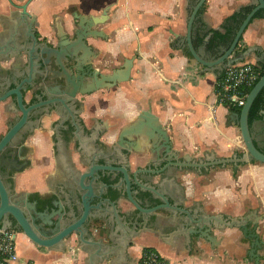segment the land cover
<instances>
[{
    "label": "crops",
    "instance_id": "0c3cea01",
    "mask_svg": "<svg viewBox=\"0 0 264 264\" xmlns=\"http://www.w3.org/2000/svg\"><path fill=\"white\" fill-rule=\"evenodd\" d=\"M255 1L206 0L193 24L194 48L201 45L197 44V37L208 33L210 41L211 30L223 33V22L242 8L253 7ZM196 2L35 0L28 12L36 17L39 33L49 37L55 19L70 29L72 13L85 18L99 17L109 8L106 21L95 28L102 31L104 38L87 40L95 54L91 57L92 65L98 73L105 75L119 69L125 60L133 59L131 75L125 83L86 96L83 118L93 117L124 129L133 124L141 112L149 110L157 117L172 151L178 153L179 158L184 155L192 159L231 158L245 153V147L236 118L229 119L233 113L217 101V72L206 71L184 53L187 20ZM14 12L16 10L5 0H0L1 16L10 18ZM208 45L207 50L213 51L214 47ZM222 46L221 51L226 47ZM238 47L251 51L244 62H257L264 53V19L251 20ZM13 63L19 61L1 62L0 68L9 70ZM18 65L20 68V63ZM10 103L11 99L0 103V138L7 132V123L19 116L16 111L7 113L5 108ZM249 129L254 144L264 152V110ZM44 137L35 134L23 144L31 148L30 166L15 174L14 194L52 193L47 187L48 180L52 176L56 181L60 180L61 176L53 167L49 142ZM135 142V153L130 160L133 171L144 165L151 150L145 138ZM166 178H173L181 186L185 210L191 209L193 203H200L205 215L241 217L255 212L257 218L252 217L251 221H257L255 233L264 243V164L251 162L237 169L233 165L215 166L200 174L192 170L173 171ZM160 181L156 176L149 185L155 187ZM113 190L106 189V197L113 203L116 201L119 215L115 218L112 208L105 203L103 212H99L104 221L89 224L87 244L77 246L73 238L67 242L64 253L47 251L16 231L14 242L18 260L13 264H140L145 249L155 250L168 264H252L247 256L251 241L245 239L240 230L213 231L216 244L197 240L195 246L201 256L189 257L183 238H176L171 243L166 238L183 217L180 211L162 209L142 214L126 201L111 199ZM257 254L260 264H264V244Z\"/></svg>",
    "mask_w": 264,
    "mask_h": 264
},
{
    "label": "water",
    "instance_id": "95a60500",
    "mask_svg": "<svg viewBox=\"0 0 264 264\" xmlns=\"http://www.w3.org/2000/svg\"><path fill=\"white\" fill-rule=\"evenodd\" d=\"M205 1L197 0L189 13L186 35L183 40L184 47L188 49L194 61L203 69L217 72L218 78L224 69L243 63L250 56L251 51L249 49L238 53L236 48L254 14L259 10L264 11V0L255 1L250 12L246 14L238 26L231 43L222 51L223 46L221 44H215L213 51L207 50L209 35L204 38L198 48L195 49L193 46V24ZM8 2L16 12L11 13L10 18L0 15V25L3 28V32H0V63L10 59L15 60V62H20V59H22L25 60V63L24 68L22 67L23 71L20 72L17 69L19 63H13L9 70L0 68V103L11 99V103L5 108L7 113L15 112V109L22 113L21 118L15 124H11L7 133L0 139V232H20L37 247L60 253L65 252L67 242L73 238L77 246L87 244L85 240L89 237V224L94 221H104L99 212H103L105 203L112 208V214L115 218L119 215L116 201L113 203L108 197H105L107 195L106 189L112 188L118 194L124 195L126 202L139 213L148 215L162 209L180 211L183 217L177 222L175 221L176 224L166 238L169 243L176 238H183L185 249L189 250V257L196 256L200 258L201 256V251L195 246L197 240H205L210 245H215L216 239L213 236V231L238 229L245 239L251 241L250 249L247 251L249 261L252 264H260L257 251L262 249L264 243L260 241L255 233L257 221H251L252 217L257 218L255 212L241 217H225L221 214L205 215L201 210L200 203H193L191 209L185 210L182 206L183 190L181 186L175 183L173 178L161 179L157 186L149 185L150 187L144 190L135 175L131 178L132 182L122 171L124 191H121L119 186H104L105 189L101 188L96 192L93 188L95 182L106 171L116 172L118 168L99 167L98 170H95L91 167L79 176L68 165L67 157H61L59 159L64 162L62 173L55 169V172L61 176L60 180L56 181L55 177L52 176L47 182V187L52 189V193L43 195L38 193L14 194L15 174L23 172L22 170L26 168L28 161L30 162V152L26 156L21 155L25 147L20 134L22 128L28 124L29 113L34 109V107L26 108L23 103V93L33 85L34 61L38 60V65L45 67L52 63L60 72V70H64L62 64L64 60L69 64L71 70L76 73V75H72L65 80V95L67 98L61 100L64 103L66 101L73 102L76 100V95H91L98 90L113 88L127 82L131 75L133 59L125 60L119 69L112 71L110 74H100L93 69H90L89 73H83L84 67L78 68L80 67L78 56L81 49L77 48L79 40L81 42L83 39L82 37H78L77 41L65 46V48L60 45L55 48L44 46L48 50H45L44 47L41 49L32 33L29 35L31 41L27 39L29 26L34 17H29L26 5L19 6L11 0H8ZM108 9L101 12L99 17L74 18L76 21L78 20L77 27L79 30L87 34L85 38H104L102 31L95 28L106 21ZM57 25H60V28L63 27L61 23H57ZM85 50L92 58L95 56L89 48ZM219 53H221L220 56ZM48 58L52 60L49 61ZM262 58L263 54L257 58V62ZM263 88L264 73L247 95L240 113L229 115V119L236 118L237 120L245 147V153L241 155L221 159H216L213 156L204 159H192L189 155L179 158L178 153L171 152V143L166 132L161 128L157 117L149 110L141 112L133 124L125 127L120 132L119 144L123 146L132 139L137 141L139 138H145L152 148H156L158 143H164L166 145L164 152L168 163L166 168L173 165L178 171L192 170L199 174L202 173V170L208 171L210 167L215 166L233 165L234 169H237L238 166L251 162L264 164V152L260 151L254 144L248 125L249 110ZM57 160L58 158L56 162ZM10 170L14 171V174H11ZM164 170L165 168L154 171L153 175H161ZM71 186L75 195L72 199H68L66 196L63 197L60 191L64 187L68 189ZM133 186L136 189L133 190ZM146 193H148V197L138 200V195L142 196ZM36 200H39V203ZM150 202H159V205L151 208H148L150 206H145L146 208L143 206ZM38 206H40V209H38ZM250 225H252V228ZM12 240H15L14 234Z\"/></svg>",
    "mask_w": 264,
    "mask_h": 264
},
{
    "label": "flooded vegetation",
    "instance_id": "af4514ba",
    "mask_svg": "<svg viewBox=\"0 0 264 264\" xmlns=\"http://www.w3.org/2000/svg\"><path fill=\"white\" fill-rule=\"evenodd\" d=\"M5 1L11 8H13L8 0ZM11 2L19 6L26 5V11L30 15L29 17H34L33 22L29 26L30 30L27 35L28 40L31 41L29 35L32 33L37 40V44L41 46V49H43L44 46L55 48L60 45L65 48V46L77 41L78 37H82L83 41L81 40L80 42L79 40L77 44V48L81 49L79 50L80 54L78 56L80 60V67L78 68L84 67L83 73H89L90 69L95 70L92 65L91 56L87 53L88 51L85 50L86 48L92 50L87 43V40L90 38H85L87 34L84 32L82 33L79 30L77 27L78 20L76 21V19H74L81 18L82 16L80 14L72 13V25L70 29L65 27L60 28V25H57L55 19L51 25V35L49 37L42 36L38 31L36 17L28 12L29 6L35 2V0H11ZM51 60L52 59L49 61ZM19 63L20 68L18 69V72L21 70L23 71L22 67L24 68L23 65L25 60L20 59ZM38 63V60L34 61L33 85L31 88H27L23 93L24 106L26 108L34 107V109L29 113V118L27 120L28 124L22 128L23 130L20 134V138L22 136V143L25 144L35 134L41 135L42 137L45 136L49 142V149L53 156L54 169L62 173L64 162L59 159L61 157H67L68 165L76 171L79 176L91 167L95 170H98L99 167L118 168V171L120 172L109 170L106 171L104 175L99 172L103 176L93 185L96 192L101 188L105 189L104 186H119L121 191H124L123 175L121 174L123 173L122 171L125 172V175H127L131 181L132 176L135 175L144 190L150 187L149 183L151 184L152 179L156 177L153 175L154 171H159L165 168L163 174L157 176L160 179L166 178L169 175V172L178 171L173 165L166 168L168 163L164 152L166 149L164 143H158L156 148L150 146L151 150L149 157L147 156L144 165L141 168L136 167L133 171L130 160L132 154L135 153L134 148L136 147V140L132 139V141L121 146L119 144V134L123 128H116L113 123H105L104 121L94 119L93 117L87 119L83 118L85 111L84 98L86 96L76 95V100L73 102L66 101L63 103L61 101L64 98H67L65 95V80L72 75H76V73L69 67V64L64 60L62 61L64 70H60V72H58L52 63L46 67L39 66ZM15 111L19 116L16 120L9 121V123H7V128L11 124H15L22 116V113L18 109H15ZM110 132H114L112 136L110 135ZM109 136L111 137L109 138ZM111 139L112 141L110 142L109 140ZM30 151L31 148L25 147V149L22 150L21 155L26 156ZM57 158L58 160L56 162ZM29 166L30 162L28 161L26 168ZM13 172L14 171L10 170L11 174H14ZM132 189L134 190L136 187L133 186ZM113 191L111 199L115 198L117 201H126L124 195H121L120 193L118 194L116 190ZM60 194L63 197L66 196L68 199H72L75 195L72 186L68 189H65L64 187L60 191ZM148 196V193L142 196L138 195V200ZM36 201L39 203V200ZM157 205H159V202H150L143 206H150L148 208H151ZM38 209H40V206H38ZM11 233L12 235L16 234V232Z\"/></svg>",
    "mask_w": 264,
    "mask_h": 264
},
{
    "label": "built area",
    "instance_id": "2783aa9c",
    "mask_svg": "<svg viewBox=\"0 0 264 264\" xmlns=\"http://www.w3.org/2000/svg\"><path fill=\"white\" fill-rule=\"evenodd\" d=\"M259 75L254 64L247 62L232 65L223 70L215 83V95L219 104L224 102L243 107L247 94L241 92L251 86ZM18 257L10 231L0 232V264L16 263ZM32 264V263H30ZM140 264H168L155 250L143 252Z\"/></svg>",
    "mask_w": 264,
    "mask_h": 264
},
{
    "label": "trees",
    "instance_id": "16d2710c",
    "mask_svg": "<svg viewBox=\"0 0 264 264\" xmlns=\"http://www.w3.org/2000/svg\"><path fill=\"white\" fill-rule=\"evenodd\" d=\"M251 9H252V7H244L238 13H234L233 15L228 17L223 22V25H222V29L224 31L223 33L219 32V31L211 30L210 32L212 33V38L209 41V45H208L209 48H213L215 46V44H219V45L221 44V45H224L226 47L229 46L238 26L240 25L241 21L244 19L246 14H248L250 12ZM254 19H264V11L263 10L257 11L253 16L252 21ZM207 34H203L202 36L197 37V40H196L197 44H201L203 42L204 38L207 36ZM243 51H245V49L237 46L236 52H243ZM184 53L189 58L192 59V56H191V54L187 48L184 49ZM254 65L258 69L259 75H258L257 79L251 84V86H249L245 89L243 88L241 90L242 93L247 94V95L253 89V87L256 85V83L259 81V79L261 78V76L264 73V53H263V58L259 62H256ZM222 105L224 107H226L230 112L237 113V114L240 113L241 108H242V107L234 106L233 104H228L226 102H224ZM263 110H264V88L260 91V93L258 94L256 99L254 100V102H253V104L249 110L248 125H250L253 121L260 119L261 113ZM150 251H154V250L145 249L143 252H150Z\"/></svg>",
    "mask_w": 264,
    "mask_h": 264
},
{
    "label": "rangeland",
    "instance_id": "374dc122",
    "mask_svg": "<svg viewBox=\"0 0 264 264\" xmlns=\"http://www.w3.org/2000/svg\"><path fill=\"white\" fill-rule=\"evenodd\" d=\"M16 244V243H15ZM165 260V259H164Z\"/></svg>",
    "mask_w": 264,
    "mask_h": 264
}]
</instances>
